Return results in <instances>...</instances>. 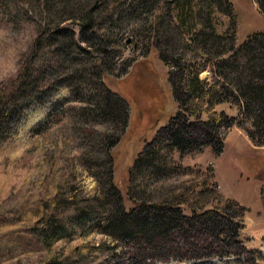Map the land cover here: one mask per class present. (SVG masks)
<instances>
[{
	"label": "rangeland",
	"instance_id": "rangeland-1",
	"mask_svg": "<svg viewBox=\"0 0 264 264\" xmlns=\"http://www.w3.org/2000/svg\"><path fill=\"white\" fill-rule=\"evenodd\" d=\"M78 1L79 6L86 8L94 2ZM111 1H103L102 7H109ZM130 1L120 2L119 7L115 4L116 9L110 7L109 13L105 12L107 23L119 34L121 42L120 45L110 42L105 47L112 59L104 63L103 76L97 66H92L93 52L77 53L74 47L61 49L59 44L51 43L37 53L40 58L36 62L37 72L42 73L43 79L58 62L54 72L62 83L0 126V264H45L50 259H61V264H80L77 257L63 258V253L76 243L89 245L88 256L99 246L115 245L117 240L98 232L99 221L113 206V201L105 194L110 186L106 183L109 172L101 154L106 148L103 142L111 138L122 136L112 150L113 180L123 194L126 207L129 206L128 188L147 200L178 201L182 199L183 187L188 185L189 177L195 176L177 174L167 166L163 171L148 167L138 169L137 164L132 165L133 160L130 162L177 110L167 79L168 70L159 50L149 40L141 42L136 37L139 34L135 31L142 21L132 19L131 11L127 12L126 5ZM229 1L236 16L237 42L254 32H264V16L256 0ZM215 2L220 8L212 7L211 15L214 22H220L218 31L223 32L234 17L228 15L230 10L225 0ZM48 5L49 9L53 7L57 11L68 9L64 8L62 0H0V92L10 87L25 65L40 26L52 27L60 23L78 33L80 23L75 17L66 15L60 22H49ZM193 7H197L196 1H193ZM192 10V22H199L198 17L205 16L201 12L197 17L196 10ZM176 11L172 9L171 13ZM75 37L79 38V35ZM127 38H130L128 42ZM58 48L61 50L59 55L56 54ZM175 51V56H179L180 51ZM211 54L217 55L213 51ZM211 54L208 57L212 58ZM50 55L52 60L46 62ZM74 60L75 67L70 65ZM76 67L78 71H74ZM200 76L211 78L208 71H203ZM106 87L128 103L124 127L119 120L103 117L98 114L99 110H93L102 103ZM63 101L66 102L59 107L55 121L36 131L53 106ZM215 108L229 115L238 113L237 106L229 102L219 103ZM223 134L225 145L219 156L208 147L200 153L183 156L171 149L170 159L174 165L211 168L220 193L246 208L241 238L248 251L242 256L172 259L163 263L133 257L132 244L122 243L115 249L120 257L119 264H264V146L254 145L237 126L226 128ZM168 152V149L163 150V153ZM160 162L157 158L154 164ZM158 166L161 169L164 164ZM51 194L52 197L55 194L56 210L50 220L58 225L62 223L63 228L66 223V230L69 227L60 241L52 239L49 223L41 218V203L51 198ZM77 212L88 214L82 222L85 223L83 228L69 225L79 217L74 215ZM175 236L182 244L177 246L176 252L191 256L189 246L183 247V236L178 233Z\"/></svg>",
	"mask_w": 264,
	"mask_h": 264
},
{
	"label": "trees",
	"instance_id": "trees-1",
	"mask_svg": "<svg viewBox=\"0 0 264 264\" xmlns=\"http://www.w3.org/2000/svg\"><path fill=\"white\" fill-rule=\"evenodd\" d=\"M103 1L94 0L86 8L79 6L78 0H62L64 8L68 9L60 11L53 7L49 9V5L46 7L49 22H60L61 17L69 15L80 23L79 31L76 33L60 23L52 27L40 26L25 65L10 87L0 92V126L11 121L31 102L45 98L62 83L54 72L58 62L51 66L43 79L42 73L40 75L37 72L36 62L40 59L37 53L51 43L59 44L61 49L74 47L77 53H87L88 50L93 52L94 61L90 59L92 66H97L101 76L104 75V63L112 59L110 51L105 50V47L110 42L118 45L121 42L119 34L107 23L105 12L110 7L116 9L120 2L126 0H112L109 7H102ZM193 1H196V8L193 7ZM256 1L264 16V0ZM115 4L118 5L116 8ZM225 4L230 10L228 15L234 19L223 32L218 31L217 25L220 22H214L211 15L212 7L220 8L215 0H131L126 5L132 19L142 21L141 27L135 31L139 34H135L137 39L141 42L147 39L159 50V56L168 70L167 79L177 105L176 112L170 116L167 124L157 131L130 162L133 160L132 165L137 164L138 169L148 167L163 171L167 166L177 174L195 176L189 177L188 185L183 187L182 199L178 201L147 200L139 192L128 188L126 198L129 206L126 207L123 194L113 180L115 161L112 150L122 136L103 142L106 148L101 154L109 172L106 183L110 185L105 194L111 198L113 206L99 221L98 232L117 242L113 246L104 244L97 247L92 256L87 254V243H76L63 253V258L72 260L77 257L80 264H119L120 257L115 249L122 246V243L132 244L133 257L163 263L172 259L182 261L190 258L242 256L248 251L241 238L246 208L220 193L214 173L210 172L211 168L174 165L170 159L171 149L183 156L200 153L208 147L214 155L219 156L225 144L223 132L232 126L242 128L254 145L264 146V32H254L240 43L237 42L233 4L229 0H225ZM172 9L177 10L175 14L171 13ZM192 9L196 10L197 17L201 12L205 16L198 17L199 22H192ZM79 40L86 45L82 46ZM175 42L179 44L175 45ZM176 49L180 51L179 56H175ZM212 51L217 55L213 56ZM56 54H61L59 48ZM210 54L212 58L208 57ZM52 58L50 55L46 62ZM70 65L75 67L77 63L74 60ZM80 70L87 71L86 68ZM74 71H78V67ZM203 71H208L211 78H201ZM106 91L102 103L98 105L97 102L98 107L93 110H99L98 114L103 117L119 120L124 127L128 117V103L107 87ZM66 101L56 103L36 131L52 124L59 107ZM222 102L236 105L237 115L217 111L216 105ZM164 149L169 152L163 153ZM157 158L164 164L161 169L158 166L160 163L154 164ZM54 196L51 194V198L41 203V218L49 223L48 230H51L52 239L60 241L69 227L66 230V223L63 228L62 223L60 226L50 220L56 210ZM77 214L74 213L79 217L69 225L83 228L85 223L82 222L88 214ZM176 233L183 236V247L189 246L191 256L176 252L182 246ZM60 261L50 259L45 264H61Z\"/></svg>",
	"mask_w": 264,
	"mask_h": 264
},
{
	"label": "water",
	"instance_id": "water-1",
	"mask_svg": "<svg viewBox=\"0 0 264 264\" xmlns=\"http://www.w3.org/2000/svg\"><path fill=\"white\" fill-rule=\"evenodd\" d=\"M129 40H130V38H127V39H126V42H128Z\"/></svg>",
	"mask_w": 264,
	"mask_h": 264
}]
</instances>
